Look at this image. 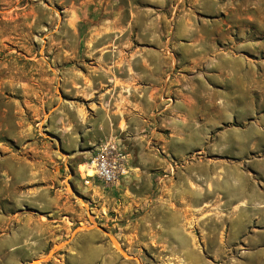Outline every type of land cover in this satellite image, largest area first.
Instances as JSON below:
<instances>
[{
    "label": "rangeland",
    "instance_id": "obj_1",
    "mask_svg": "<svg viewBox=\"0 0 264 264\" xmlns=\"http://www.w3.org/2000/svg\"><path fill=\"white\" fill-rule=\"evenodd\" d=\"M141 74L106 185L57 114ZM0 264H264V0H0Z\"/></svg>",
    "mask_w": 264,
    "mask_h": 264
},
{
    "label": "crops",
    "instance_id": "obj_2",
    "mask_svg": "<svg viewBox=\"0 0 264 264\" xmlns=\"http://www.w3.org/2000/svg\"><path fill=\"white\" fill-rule=\"evenodd\" d=\"M140 81L135 86H139L136 89H131L129 94L127 92H121V97L117 102L112 101V108L114 113L110 116L92 115L84 116L77 108L72 104L63 106L64 109L57 114V122L61 125V139L62 144L67 150V159L71 161L72 166L78 170L80 165H84L89 158L87 148H90V144L101 142L108 138H114L119 130L118 126L121 118H124L127 111H134L144 114L146 111L153 114L156 109L157 102H154V93L152 89H143L142 86H154L150 81L143 79L141 74ZM147 81L148 83H145ZM122 82V84H121ZM120 84L113 85L115 92H118L117 88L122 87L124 90L126 86H130L126 80L121 79ZM141 83V84H140ZM118 99V98H117ZM155 107V108H154ZM154 108V110H153ZM117 109V110H116ZM167 108H163L162 111ZM156 111H161L156 109ZM89 165V164H88ZM247 181H244V190L247 191L245 186Z\"/></svg>",
    "mask_w": 264,
    "mask_h": 264
},
{
    "label": "built area",
    "instance_id": "obj_3",
    "mask_svg": "<svg viewBox=\"0 0 264 264\" xmlns=\"http://www.w3.org/2000/svg\"><path fill=\"white\" fill-rule=\"evenodd\" d=\"M94 175L103 184H115L129 174L128 159L121 142L109 139L101 142L90 157Z\"/></svg>",
    "mask_w": 264,
    "mask_h": 264
},
{
    "label": "bare ground",
    "instance_id": "obj_4",
    "mask_svg": "<svg viewBox=\"0 0 264 264\" xmlns=\"http://www.w3.org/2000/svg\"><path fill=\"white\" fill-rule=\"evenodd\" d=\"M89 165H91V164H89ZM81 169L84 170V171L87 173V175H88L89 177H93L95 171H94L92 165H91V167H89L88 165H82V166H81ZM112 239H113V241L115 242V244H117V246L120 248V245H119L118 242L115 240V238L112 237ZM122 252H123V251H122ZM123 254L126 256V254H125L124 252H123Z\"/></svg>",
    "mask_w": 264,
    "mask_h": 264
},
{
    "label": "water",
    "instance_id": "obj_5",
    "mask_svg": "<svg viewBox=\"0 0 264 264\" xmlns=\"http://www.w3.org/2000/svg\"><path fill=\"white\" fill-rule=\"evenodd\" d=\"M69 190H72V192L77 196L80 197L81 194L73 187V185L71 183H69Z\"/></svg>",
    "mask_w": 264,
    "mask_h": 264
}]
</instances>
